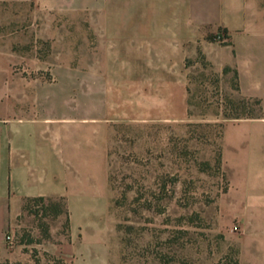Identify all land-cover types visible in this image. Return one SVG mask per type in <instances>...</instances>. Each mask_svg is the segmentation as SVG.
I'll use <instances>...</instances> for the list:
<instances>
[{
	"label": "rangeland",
	"instance_id": "obj_1",
	"mask_svg": "<svg viewBox=\"0 0 264 264\" xmlns=\"http://www.w3.org/2000/svg\"><path fill=\"white\" fill-rule=\"evenodd\" d=\"M10 123L95 199L0 213V264H264V0H0Z\"/></svg>",
	"mask_w": 264,
	"mask_h": 264
},
{
	"label": "crops",
	"instance_id": "obj_2",
	"mask_svg": "<svg viewBox=\"0 0 264 264\" xmlns=\"http://www.w3.org/2000/svg\"><path fill=\"white\" fill-rule=\"evenodd\" d=\"M91 132L95 133V127ZM41 134L24 125L0 127V213L19 214L26 200L37 197L65 198L70 211L92 212L95 162L88 160L74 169L70 161L66 164L64 149L56 138ZM261 168L253 165L250 172L257 174ZM78 171L82 178H73Z\"/></svg>",
	"mask_w": 264,
	"mask_h": 264
},
{
	"label": "built area",
	"instance_id": "obj_3",
	"mask_svg": "<svg viewBox=\"0 0 264 264\" xmlns=\"http://www.w3.org/2000/svg\"><path fill=\"white\" fill-rule=\"evenodd\" d=\"M7 239H9V237H7Z\"/></svg>",
	"mask_w": 264,
	"mask_h": 264
}]
</instances>
